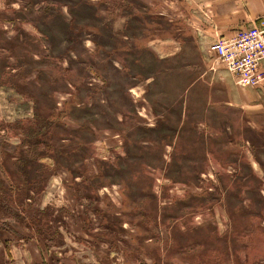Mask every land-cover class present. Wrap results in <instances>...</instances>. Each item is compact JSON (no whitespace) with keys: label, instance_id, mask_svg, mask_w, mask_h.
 <instances>
[{"label":"rangeland","instance_id":"rangeland-1","mask_svg":"<svg viewBox=\"0 0 264 264\" xmlns=\"http://www.w3.org/2000/svg\"><path fill=\"white\" fill-rule=\"evenodd\" d=\"M200 2L0 0V264H264V81Z\"/></svg>","mask_w":264,"mask_h":264},{"label":"built area","instance_id":"built-area-1","mask_svg":"<svg viewBox=\"0 0 264 264\" xmlns=\"http://www.w3.org/2000/svg\"><path fill=\"white\" fill-rule=\"evenodd\" d=\"M239 87H255L264 81V14L249 29L231 37H219L207 48Z\"/></svg>","mask_w":264,"mask_h":264},{"label":"crops","instance_id":"crops-1","mask_svg":"<svg viewBox=\"0 0 264 264\" xmlns=\"http://www.w3.org/2000/svg\"><path fill=\"white\" fill-rule=\"evenodd\" d=\"M199 4V11L208 18L206 30L214 40L251 28L264 14V0H202Z\"/></svg>","mask_w":264,"mask_h":264}]
</instances>
